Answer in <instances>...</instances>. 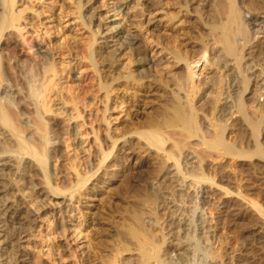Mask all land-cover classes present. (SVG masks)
Masks as SVG:
<instances>
[{"label":"rangeland","instance_id":"374dc122","mask_svg":"<svg viewBox=\"0 0 264 264\" xmlns=\"http://www.w3.org/2000/svg\"><path fill=\"white\" fill-rule=\"evenodd\" d=\"M2 1L4 0H0V21L5 17L2 11L4 9ZM16 1L14 10L16 13L24 10L22 12L23 18L15 27L6 28L2 33L0 32V57L5 56L10 64L15 63L19 67L21 66V70L23 68L22 72L25 71V74L31 77L33 75L31 68H33L34 64L42 63V58H39L41 56L38 57L36 53L35 45L37 44L43 47L48 54L47 63L49 65L55 63L57 69L63 71L59 72V75H57L59 78H56V80L59 79L60 81L55 80L59 85L48 97L47 107L51 110L48 113L43 112L39 107V102L35 103L28 97L27 99L22 97L23 101H25V110L19 118L15 109V97L13 94V91H18V89L10 88V85L5 81L0 85V92L1 90H6L10 96L7 98L6 103L13 107H11L14 111L13 115L16 114L13 118L15 117V120L19 118L20 123L24 127H28L27 131H25L26 134L22 135L27 142H30L34 136L32 121L35 110H38L40 121L45 122L48 128H54H52L53 130L50 129L52 131L51 133L48 132L50 133L49 135H46V159H41L40 156L35 157L33 154H28L26 150L22 152L23 149L21 150L17 145L18 143L20 144L21 139L11 136L12 133L9 131V127L4 126L0 121V142L6 143L8 146L11 143L10 146L12 145V147L9 149L11 151L10 154H13V164L15 165L12 169L13 172L11 171L9 175L11 177H8L5 185L0 183V191L2 188L4 190V192L0 193V204L4 205L10 202L18 204L24 212L27 211L30 215L31 224L26 227L25 232H21L22 234H18V237L16 236L15 238L18 246L14 241V248H17L20 255L24 256L29 264H81V255H83V252L88 251V248L86 250L88 243L92 245L95 243V251H101L99 248L102 245H108L112 243L109 240H115L114 236L109 239L107 233L116 228L115 225L121 219L120 215L125 217L127 211L135 204L136 197H138L137 194L143 190V183L147 178V174L155 171L154 168L150 167V170L147 169L148 172L143 170L137 173L138 158L144 156V154L139 152L138 154L141 153L140 157L128 158L119 151V142H121L123 137L132 136L129 140L134 142L139 140L146 143V140L139 135V133L147 130L142 126V123L147 120L146 118H149V115H151L150 117L157 115L162 99H145L141 97L139 99L140 102L133 104L132 99L120 91L123 88L122 84L125 81V77L131 76L133 78L147 77L151 81H155V79L161 80L166 84V88L168 86L174 87L172 86V81L176 70L171 68L172 58L167 54L166 49L155 46L147 38L149 31L145 25L150 11L160 8L159 11L162 12L166 5L156 0H140L137 4L134 0ZM249 1L252 2L251 0H240L242 8L247 6L243 9L246 19L249 21L250 17L255 15L264 18V13L250 12L248 7L251 3L249 4ZM176 7L171 10L173 14L175 13L173 11H176V13L178 11L175 9ZM113 8H117L116 11L122 9L123 12L114 14ZM176 13V20L182 19L184 21L180 26L184 30V35L178 34L179 50L182 53L186 52L187 55H194L197 53V46L200 43L198 37L200 25L192 17V11L186 18H182V16L179 18ZM113 23H115V26L117 24L121 29L119 36L125 33L124 35H129L132 39L135 38V40L139 41L142 46L139 49L140 53L137 52L135 53L137 55H130V57L129 54L131 53H128L120 58L111 54L106 55V52L109 51L105 41L106 33L108 32L106 29ZM251 36V44L247 48V53L250 56L246 55V58H249L247 61L249 63L257 59L256 63L253 62L251 64H253L254 68L256 67L255 71L256 73L258 71V78H255L254 81V77H251L252 79L249 82L248 90L253 95V98L251 102H248L249 105H247L246 108L248 109L246 111H248V115L254 112L253 114L256 116H252V113L250 116L257 118V120L258 117L262 118H260L262 123L259 127L260 133L257 143L258 146L260 144L259 147L264 152V68H262L264 67V49L260 53L261 57L259 56V58H256L253 52V55L250 52L251 50L254 51L253 45L256 41L263 38L264 32L252 34ZM56 42L61 48L56 49ZM90 43L92 44L91 49H88ZM68 45L72 47L71 51H69L68 48L70 47ZM211 57L212 55L210 54ZM137 60L139 63L141 61L144 63L139 64L135 62ZM66 64V68H63V65ZM200 64L201 62L198 67H200ZM195 70L196 74H198L197 68ZM211 70L213 74L209 76L213 77L214 73L218 74L216 70L214 71V68H211ZM227 73L222 76L225 79L223 83H226V85L220 103L227 102L228 107L231 106L228 104V100H222L226 97V87L229 80H231L229 73L228 76ZM249 74L248 72L246 75ZM113 78L118 79L117 82H120V91L116 92V94L112 92L110 98L107 99L105 91L101 90L100 87L112 83L111 79ZM198 79H201V77L199 76ZM259 79L262 80L258 81ZM165 81L172 83L167 84ZM123 95L125 96L123 97ZM202 96L204 94L198 97L199 100H196V107L200 105ZM71 98H74L73 101L77 103L79 116H77L74 106L68 103ZM156 100H158L159 104ZM1 101L5 102L4 100ZM29 102L30 105L33 102L30 107L26 104H29ZM143 102L145 103L143 104ZM29 111L30 114L27 113ZM30 115H33L32 118ZM225 119H222V124L228 126L227 128H232L230 129L231 132H229L230 137L225 136V138H227V142L229 139L230 144L232 143L233 148H235L232 150H236L234 154L236 153L237 155L235 154V156H229L233 152L227 155L222 150H211L210 152L207 147H205V150L204 146L197 141L201 140L200 133L199 138H189L193 141L189 140L188 137L175 136L176 134H173L172 138L174 141L170 136L172 141H167L163 146H150L153 149L149 154L151 155L152 161L151 159L150 161L152 164L156 163L155 157H160V155H163L164 158L162 156L161 158L164 161L167 160L165 167H167L168 172L166 174H168L165 181L168 180V183H166L169 186L166 184L168 190L165 187L162 188L163 185L160 187L158 185L155 186L158 197L160 195L156 213L159 219V226L164 229L163 233L166 234L165 247L168 246L171 251L169 255H165V259L168 257L172 258L175 263L178 262V258L182 255L177 250L174 251L177 243L181 242L180 245H177V248H182L186 245L184 242L185 238H183L185 233L181 230V226H184V222L187 221L190 225L189 230L194 228L196 231V238L199 237V242H202L203 246L208 245L219 259L225 260L228 264H238V261L241 262L240 264H264V159L255 155L254 139L246 127L243 126V121H240L239 115L233 114L227 124ZM223 121L225 122L223 123ZM233 121L234 125L232 124ZM139 124H141V129L138 128ZM125 125L128 126L126 127L128 130L131 129V132L123 128ZM201 126L204 128L203 130L205 128L206 130L210 129L205 123L204 125L201 123ZM176 139L179 143H177ZM13 145L14 147L16 146L17 150ZM174 145L177 146L175 147ZM201 149H203L204 156L201 153ZM207 149H209V154ZM172 150L177 151V153L181 150V152L175 154ZM204 150L207 154L204 153ZM237 151H240L239 154ZM152 152L153 154L155 153L154 156ZM156 153L159 154L157 155ZM180 153L182 156L184 153L191 154L188 162L190 164H186L185 167L181 164L185 163L180 161ZM200 155L204 157H201L203 160L199 158ZM175 158L178 159V162ZM15 161L17 164L14 163ZM42 162H44V166ZM180 165L181 167H179ZM195 166L197 167L196 169ZM29 168L31 172L29 171L28 173L27 170ZM180 168L183 169L180 171ZM216 174H219V176ZM196 175H200L199 178L205 176L207 181L196 183ZM212 179H214V182ZM93 184L97 185L94 188L97 190L95 194L97 197H95V201L91 202L90 197L94 194L89 192ZM198 184H202L205 190L209 192L207 204L202 208H198L196 205L198 200L194 198L196 192L199 191ZM8 187H13V193H8ZM132 187L135 191L131 190L133 189ZM125 188H128V191ZM138 189L139 191H137ZM108 191H110V199L101 201L102 196L107 195ZM127 203L130 204L128 205ZM93 204L98 205L97 207L103 210V215L99 222L101 225H92L91 223L94 218L93 212H96L92 208L90 209ZM127 207L128 209L125 210ZM196 217L200 219L197 222ZM190 219H193L192 225L189 222L191 221ZM175 220L180 221L177 228L179 229L178 232H176L175 227L177 225ZM173 222H175V225L172 224L170 226L169 224ZM112 223H114L113 226ZM7 227L9 228L8 223L0 217V264H4L8 257L9 261L12 260L10 244L7 242L9 239H4L9 237L10 228L7 229ZM101 228L102 230L106 229L102 231ZM206 228L211 229L213 238H209L208 233L205 234ZM100 232L102 236H100ZM107 241H109L108 244ZM19 258L20 260L22 259L18 257L15 264L20 263ZM191 259L194 261L193 263L191 261L192 264L198 263L197 258ZM213 259L214 261L216 260L213 257H206L203 264H208V261H213ZM8 260L6 262H9ZM191 263L189 262L188 264ZM218 263L220 264L219 261Z\"/></svg>","mask_w":264,"mask_h":264},{"label":"bare ground","instance_id":"6f19581e","mask_svg":"<svg viewBox=\"0 0 264 264\" xmlns=\"http://www.w3.org/2000/svg\"><path fill=\"white\" fill-rule=\"evenodd\" d=\"M134 1L137 4L140 0H134ZM156 1L163 2L166 5V7L162 9L163 10L162 12L159 11L160 8L159 9L155 8L153 11H150L148 13L149 18L145 24L149 31V33H147L148 34L147 38H149L151 42L154 43L155 46H158L161 49H166L167 54H169L170 58H172L171 68H173L176 71L173 74L174 75L173 77L174 80L172 81L173 83L172 82L171 83L173 84L172 86H174L175 88L174 87L172 88L171 86H168V85H167L168 87L166 88L165 86L166 84H164V82L161 80L155 79V81L154 80L151 81L147 77L133 78L132 76L125 77L124 79L125 81H123V84H122L123 88L121 89V91H120V87H121L120 82H117L118 79H114V78L111 79L112 83L105 84L100 87L101 90L105 91V95L107 99L110 98V95L112 92L116 94V92L118 91L126 94L128 98H131L133 104L140 102L139 99L141 97L145 99L147 98L162 99L160 102L161 104H159L158 100H156L157 103L159 104V111L157 115H152L153 117H150L151 115H149V118H146L147 120H144V122L142 121L143 122L142 126L146 128L147 130L146 131L143 130L144 132L139 133V135L141 138H144L146 140V143L143 141H139V140L137 141V139H136L137 142L129 140V138H131L132 136L123 137L121 142H119V145H120L119 151L124 153L128 158H135V157H138L141 153L144 154V156H141V157L139 156L140 158H138L139 163L137 166L138 167L137 173L138 172L140 173L143 170H147V169L150 170V167L154 168L155 171L153 170L154 171L153 173L147 174L146 176L147 178L143 183L144 184L143 190L140 191L139 194L136 193L138 195V197H136L137 199L133 196L136 199L135 204L133 205L131 204L132 206L130 210H128L127 213L125 214V217H122L123 215H120L121 219L118 221V223L115 222L117 223L115 225L116 228L115 229L113 228L112 230H110V232L107 233V236L109 239L110 237L114 236L115 240L112 241V240L106 239L112 243L108 244L109 241H107L108 245H105L103 243L104 245H102L101 248H99L101 249V251H95L96 250L94 246L95 243L94 245L88 243L86 247V250L88 248V251L83 252V255H81V259H80L81 264H188L189 262L191 263L192 261L191 258H193V260L194 258H197L198 263L196 262V264H203L204 259L206 257H213L217 260V261L216 260L214 261V259L213 261L209 260L210 262L208 261V264H219L218 261L220 262V264H228L227 262H225V260L219 259L218 256L215 254V252H213L212 249L208 245L203 246V243L199 242L200 240L199 237L196 238V231L194 230V228H191L189 230L190 225L187 221H186L187 224H185L186 222H184V226L180 225L182 227L181 230L183 231V233H185L183 238H185L184 242L186 243V245L183 246L182 248H177L178 247L177 245L181 244V242H178L175 248H174L175 245L173 246L174 251L177 250L178 252L182 254L180 258H178V262L175 263L173 259L169 257L165 259L166 258L165 255L166 256L169 255L171 251L168 248V246L165 247L166 234L163 233L164 229L159 226V219L156 213V209L158 207L160 195L158 197V192L156 191L155 186L158 185L160 187L161 185H163L162 188L165 187V189H167L166 186L168 185L167 184L168 180L165 181L166 176L168 174V173L166 174V172L168 171H167V167H165L167 160L164 161L163 155H160V157L159 156L155 157L156 163L153 161L155 165L154 163L152 164L151 155L149 154L151 150L153 149H151L150 146H154V147H158L160 145L163 146L167 141H172L173 139L172 137L174 136L173 134H176L175 136L182 135V137L183 136L186 138L188 137L189 139L193 137H198L200 133L201 140H197V141H199L201 145L204 146L205 150H206L205 147L209 148L210 152L211 150H214V151L222 150L227 155L233 152L229 156H232V155L235 156L236 153L234 154V152L236 150L232 151L235 148H233L232 143L230 144L229 139L227 142L226 141L227 138H225V136H229L230 134L229 132H231L230 129L232 128H227L228 126L222 124V119L226 118L225 121L227 124L228 120L232 118L233 114L234 115L237 114L241 118L240 121H243V126L246 127V129L250 132L251 136L254 139V144L256 146V148L254 146L255 155L258 156L259 158L264 159V152L259 147L260 144L258 146V143H257L258 138H259V133H260L259 127H260V124L262 123V120H261L262 118L258 117V120H257V118L255 119V117L254 118L252 117L254 115L253 114L254 112H251L252 116H250L251 113H249L250 115H248L247 114L248 111H246V109H248L246 107L247 105H249L248 102H251L253 98L252 97L253 95H251L250 91L248 90L249 82L252 79L251 77H254V81H255V78H258V74H257L258 71L256 73L255 71L256 67L254 68L253 64L251 63L253 62L256 63L257 59L255 60L253 59L255 57L259 58L260 53L263 52L262 50L264 49V39H263L264 36L262 38L263 40L260 39L256 41V43L253 41L255 43L253 45L254 51L251 50L252 48L250 49L251 51L250 50L249 51L251 52V54L253 52L255 57L251 56L254 58L252 59L253 61L250 63L247 62L249 58L248 59L246 58V55L247 56L249 55L247 53V48L250 47L249 45L251 44L252 34L264 32V18H260L255 15L254 17L253 16L250 17V20L248 21L243 11V9L246 8L247 6L242 8L240 5V0H156ZM251 1L252 2L249 1V4L250 3L251 4L248 7L250 9V12L254 11V12H258V14L259 12L263 14L264 13V0H254V1L251 0ZM2 2H3V8H4L2 11L4 12L5 17L2 19V21H0V32L1 33L6 28L9 29V28L15 27V25L20 22L21 18H23L22 12L24 11V10L19 11L18 13L15 12L14 7L17 2L16 0H4ZM172 2H175V3H172ZM176 4H177V7H176ZM174 7H176L175 9H177L178 11L177 13L176 11H173V12L178 14L179 18L180 16H182V18H186L189 14H191V11H192V14H193L192 17H194V20L196 21V23L200 25V32L198 36L200 43L197 46L198 48L197 53H196L197 55L196 54L187 55L186 52L182 53V51L179 50L180 43L178 40V34L184 35L183 34L184 30L182 27H180L184 21L182 19L176 20L177 16L175 15V13L173 14L171 11L172 8ZM116 9L117 8H113L114 14L123 12L122 9H120L119 11H116ZM111 22H115V21H111ZM106 30L108 32L106 31L107 32L106 40L105 39L104 40L107 42V45L109 48V51L106 52V55L111 54L113 56L120 58L122 56H125L128 53H131L129 54V57L130 55L131 56L137 55L135 54L137 52L140 53L139 49H140L141 44H139V41L135 40V38L132 39V37H130L129 35L128 36L124 35L125 33H123L122 36H119L121 34L120 32L121 29L119 26H117V24L115 26V23H113V25L108 26ZM56 44H57L55 45L56 49L61 48L57 42ZM91 45H92L91 43L88 45V49L91 47ZM35 48H36V53L38 54V57L41 56L39 58H42V60L40 59L42 63L34 64L33 68H31L32 69L31 72H33V75L32 76L30 75L31 77H28L25 74V71L22 72L23 68L21 70L20 68L21 66L19 67L15 63L10 64V62L8 61V58L5 56L0 57V85L2 82L5 81L10 85V88L18 89V91H13L14 92L13 94L16 100V101L14 100L15 102L14 105L16 107L15 109L17 110V114L19 118L21 117V114L24 113V110H25L24 109L25 101H23L22 97H26L25 99H27L28 97L29 99L33 100L35 103L39 102V107L43 110L44 113H48L51 111L50 108L47 107L48 97L53 93L56 86L59 85L56 82L59 79L56 80V78H59L57 77V75H59V72L63 71V70L59 71L55 63L53 64L50 63L51 65L47 63L48 54L46 53L43 47L36 44ZM68 49L69 51H71L72 47ZM209 53L212 55L211 58H210ZM135 62L139 63L138 60ZM200 62H201L200 67H198ZM140 63H144V62L141 61ZM66 66L67 64L63 65V68H66ZM196 68H197L198 74H196L195 72ZM211 68H214V71L216 70L218 74L214 73L213 77L209 76L210 74H213ZM226 72L229 73L231 80H229L228 85L226 87V90H227L226 97L222 100H225V101L228 100V104L231 105L228 107H227V102L220 103L221 97L223 95L222 93L226 85V83L225 84L223 83L224 82L223 80L225 79H223L222 76ZM248 72L250 74L246 75ZM228 73H227V76H228ZM199 76L201 77V79H198ZM261 80L262 79H259L258 81H261ZM114 81H116V83H114ZM165 83L171 84L166 81ZM203 94L204 96H202V98L200 99L201 101L199 105L200 107L199 106L196 107L197 106V104L195 105L196 100L198 99V97H201V95ZM0 96H1L0 97L1 100L5 101V102H2L0 100V121L4 124V126L9 127V131L12 133L11 136L16 137V139L17 138L21 139L20 144L19 143L17 144L18 147L21 150L23 149L22 152L26 150L28 154H33L35 157L40 156L41 159H44V158L46 159V150H47L46 149V146H47L46 145V135L47 134L49 135L54 128L53 127H52L53 129L48 128L45 122L43 123L42 120L40 121L38 110L36 111L34 109L35 115L32 121V126H33L32 132H34V136L30 140V142L29 141L27 142V140L24 139L22 135L25 133V131H27L28 127H24L20 123L19 118L18 119L16 118V120L14 119L15 117L13 118V116H15L16 114L13 115L14 111L11 109L12 106L10 107L6 103L7 98L10 96L8 95L6 90H3V91L1 90ZM124 96L125 95H123V97ZM11 98L13 99V97ZM73 99L74 98L69 99L68 103L74 106V110L76 111L77 116H79L78 115L79 111L77 110V103L73 101ZM145 102H143V104ZM26 104L29 105L28 107H30L33 104V102L31 105H30V102L29 104L28 103ZM26 110H27V107H26ZM27 113L30 114V111ZM32 116L33 115H30L31 118ZM225 121H223V123ZM201 123H203V125L204 123L207 124L210 129L206 130L205 128V130H203L204 128L201 126ZM232 124L234 125V121ZM133 125L135 124L133 123ZM139 125L140 126L138 128L141 127V124ZM126 127L128 126L127 125L123 126V128H126ZM128 131L131 132V129ZM56 134H53V135H56ZM170 136L172 139L170 138ZM176 141L178 140L176 139ZM6 142H9V141H6ZM168 143L170 144V142ZM177 143H179V141ZM10 144L8 146V144L6 143L3 144L0 142V183L1 184L4 183L3 185H5V181L8 180V177H11L9 175L11 174V171L14 168L13 166H15L13 164V161H14L13 156H12L13 154L12 155L10 154L11 151L9 148L12 147V145L10 146ZM209 149H207V153ZM201 150H202L201 153L203 155V149ZM205 150H204V153L207 154ZM177 151L172 150V152H175V154L177 153ZM54 152H55V148H54ZM139 152L141 153L138 154ZM179 152H181V150H179ZM179 152L177 154H179ZM154 154L152 152L153 156ZM253 155H254V152H253ZM153 156L152 158L154 159ZM161 156L163 158H161ZM189 156H191V154L189 153L187 154L184 153L183 156L181 155L180 161H183L185 164L181 162L180 163L184 165V167L186 164H190L188 163L190 161ZM203 156L200 155V157L199 156L197 157L203 160L201 158ZM175 160L178 162V159L175 158ZM16 161L14 163H16ZM176 161L175 163L177 164ZM149 162H151L152 165L149 164ZM43 164L44 162H42V165ZM199 164H203V163H199ZM179 167H181V165ZM196 168L197 167L195 166V169ZM182 169L183 168H180V171ZM27 171L29 173L30 168ZM32 174H33V171H32ZM192 175H193V172H192ZM192 175L190 174L191 177H193ZM216 175L219 176V174H216ZM199 176L200 175L195 176L196 183H200L201 181H207V178L205 176H204L205 178L204 177L199 178ZM213 180L214 179H212V181ZM202 184L200 185L198 184L199 186L198 192H196L198 188L194 190L196 192V194L194 195V198L198 200V203L196 204L198 208H202L203 206H205L207 204V200L209 199V195H208L209 192L205 190ZM96 186H97L96 184H93L91 187L92 189H90V192H89V193L94 194L93 196L90 197V200H92L91 202L95 201V197H97V195H95L97 193V190L94 189ZM125 189L128 191V188H125ZM2 190L3 188L1 189L0 193L4 192V190L3 191ZM131 190H134V188ZM7 191L8 193L10 192V194L13 193V187L12 188L8 187ZM110 191H108L107 195L106 194L103 195L102 199L100 200L108 201L110 199V194H109ZM137 191H139V189ZM0 205H1L0 206V217L1 219H3L4 221L8 223V226L10 228L9 229L7 227V229L10 230L8 234L9 237H6L3 234L2 235L6 237L4 239H9V241L7 240V242L10 244L9 247L11 248V253H12V258H11L12 263L11 261L8 260L9 257L8 258L6 257L9 262H6L7 260L5 261L6 263L4 261L3 262L4 264H15V262H17L18 260V257H21L22 258L21 260L19 258L20 260L19 262L21 264H29V262L26 261V258L20 255L17 248L16 249L14 248L15 247L14 241H15L16 236L20 234L21 232H25L26 227L31 224L32 220L30 219V215L27 213V211L24 212L22 208L19 207L18 204H13L12 202L8 204H4V205L0 204ZM97 206L98 205H94V204L90 206V209L92 208L93 210L96 211V212H93L94 218L91 222L92 225H95V224L101 225V223L99 222H100V219L102 218L103 210L102 209L100 210ZM127 209L128 207L125 210ZM180 216L182 217V215ZM192 220L189 221L191 225L193 223ZM199 220H200L199 217H196V222ZM175 222L177 225L175 227L176 232H178L179 229L177 228L179 227L180 221L175 220ZM175 222L170 223L169 225L170 226L172 224L175 225L174 224ZM113 224L114 223H112V226ZM105 229H103L102 231H104ZM205 231H206L205 234L208 233L209 234L208 237L211 238L212 237L211 229L206 228ZM100 236H102V233ZM103 237H104V234H103ZM184 242L182 241V243ZM2 260H5V259H2ZM193 262L194 261H192V263ZM240 263L241 262L238 261V264Z\"/></svg>","mask_w":264,"mask_h":264}]
</instances>
